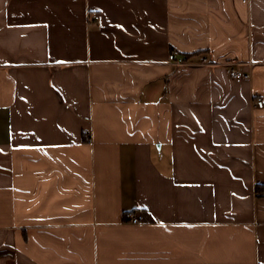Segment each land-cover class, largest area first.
Segmentation results:
<instances>
[{
  "label": "crops",
  "instance_id": "crops-1",
  "mask_svg": "<svg viewBox=\"0 0 264 264\" xmlns=\"http://www.w3.org/2000/svg\"><path fill=\"white\" fill-rule=\"evenodd\" d=\"M0 264H264V0H0Z\"/></svg>",
  "mask_w": 264,
  "mask_h": 264
},
{
  "label": "built area",
  "instance_id": "built-area-1",
  "mask_svg": "<svg viewBox=\"0 0 264 264\" xmlns=\"http://www.w3.org/2000/svg\"><path fill=\"white\" fill-rule=\"evenodd\" d=\"M94 19H98V16H94ZM168 59L170 61H173V62H176L178 64H181V59L177 58V53L176 52H172ZM209 63V60L207 57H202L201 58V62L200 64L201 65H206ZM234 67H231L229 69V75L233 78H242V79H249L250 78V74L249 73H243L241 71L238 70V68L236 67L237 66V63H233ZM255 105L256 107L258 108H262L263 106V101L260 100V99H256L255 100ZM125 220L127 223H130V224H138V223H141L142 220H143V217H142V214L139 213V212H128V213H125Z\"/></svg>",
  "mask_w": 264,
  "mask_h": 264
}]
</instances>
